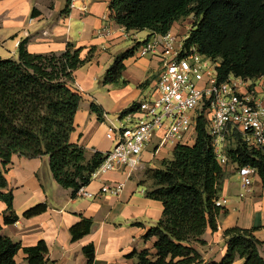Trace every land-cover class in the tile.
<instances>
[{
	"label": "trees",
	"instance_id": "1",
	"mask_svg": "<svg viewBox=\"0 0 264 264\" xmlns=\"http://www.w3.org/2000/svg\"><path fill=\"white\" fill-rule=\"evenodd\" d=\"M111 18L127 30L148 29L151 34H165L173 24L191 14L197 18L186 41L197 44L209 56L219 57V75L229 73L243 77L264 76V0H111ZM27 40L18 46V58L0 57V201L7 204L9 214L3 223H14L13 191L8 188L6 173L13 154L27 158L48 155L55 180L73 195L92 180V173L104 160L103 152H95L85 162V149L70 141L75 114L83 99L74 86V71L92 57H81L82 48L69 43L64 52L36 54L28 51ZM141 42L118 54L104 76V83L118 84L125 60L133 56ZM133 103L120 113L135 111ZM91 110L103 119L104 109L95 100ZM194 142L173 148V157L161 168L152 170L155 180L147 192L163 204V216L147 230L144 239L156 238L154 250H134V264H234L244 258L245 264H264L255 228L234 226L224 231L227 253L220 261H207L193 246L204 243L205 231L218 229L217 219L224 208L216 206L220 198L226 165H222L211 145L204 114L198 117ZM228 154L239 165L256 167L264 184V153L249 148L240 140ZM39 204L27 212L31 217L44 212ZM0 264H19L20 250L28 264H48L44 240L23 247L1 233ZM93 221L82 218L70 228L71 240L90 233ZM91 264L95 258L93 244L84 246Z\"/></svg>",
	"mask_w": 264,
	"mask_h": 264
},
{
	"label": "crops",
	"instance_id": "2",
	"mask_svg": "<svg viewBox=\"0 0 264 264\" xmlns=\"http://www.w3.org/2000/svg\"><path fill=\"white\" fill-rule=\"evenodd\" d=\"M110 2L0 0V57L17 59L18 43L22 40H27L28 51L36 54L61 53L69 43L82 48V58L92 52L91 59L74 71V86L83 99L75 114L70 141L85 149V162H89L95 152L113 148L114 142L106 137L107 125L114 122L109 114L120 115L125 108L139 103L145 87L151 85L160 67L158 59L142 57L136 49L134 55L125 60L118 84L104 83L105 73L114 58L132 48L123 46L126 41L139 43L152 36L148 29L127 30L116 23L111 18ZM185 18L177 20L171 30L180 35L188 31L190 23ZM104 27H109L108 35H99ZM93 100L103 107V119L91 110ZM172 156L173 150L169 148L154 153V147H148L138 170L131 172L121 168L92 179L86 190L96 196L89 198L74 196L72 188H65L55 180L48 155L27 158L13 154L5 175L8 188L13 191V212L18 219L4 224L3 216L9 211H6L7 204L0 201L1 233L23 247L44 240L48 247L45 255L48 264H89L84 253V246L89 244L95 247L91 264H134L136 257H129L134 250L155 251L156 238L146 240L144 235L163 216L162 202L147 195L152 189L151 183L141 182L139 172L148 167L158 168L163 160ZM116 181L125 183L119 196L99 194L102 183ZM241 185L236 166L229 165L220 191V197L227 198L228 202L217 219L218 229L208 228L202 236L203 244L193 242L207 261H220L225 256L224 231L234 226L255 228L264 257V184L260 176L256 177L248 194L242 191ZM39 204H45L47 209L31 217L25 216V212ZM82 218L93 221L92 230L72 241L70 228ZM16 260L19 264H28L23 250ZM234 264H245V259L237 258Z\"/></svg>",
	"mask_w": 264,
	"mask_h": 264
},
{
	"label": "built area",
	"instance_id": "3",
	"mask_svg": "<svg viewBox=\"0 0 264 264\" xmlns=\"http://www.w3.org/2000/svg\"><path fill=\"white\" fill-rule=\"evenodd\" d=\"M191 30L182 35L172 30L153 34L141 42L139 55L158 59L159 70L151 82L150 94L138 103V108L120 116L119 123L107 125L106 137L114 146L103 152L104 160L92 179L121 168L138 170L148 147H154L156 153L161 148L173 150L179 144L194 142L198 117L204 114L218 161L227 167L235 165L242 191H252L259 176L257 168L234 162L228 150L240 140L264 153V76L229 73L222 79L218 71L221 59L202 53L195 43H186ZM108 32L109 27H104L98 34L106 36ZM124 187L121 181L104 182L99 194L117 197ZM76 196L94 198L96 194L82 186ZM227 202V198L220 197L215 203L224 208Z\"/></svg>",
	"mask_w": 264,
	"mask_h": 264
},
{
	"label": "rangeland",
	"instance_id": "4",
	"mask_svg": "<svg viewBox=\"0 0 264 264\" xmlns=\"http://www.w3.org/2000/svg\"><path fill=\"white\" fill-rule=\"evenodd\" d=\"M185 18V17H184ZM188 20V22L190 23V29H192V27H193V24H195V21H196V17L194 16V14H191V15H189V16H187L184 20ZM183 20V21H184ZM188 31H186L185 33H182V34H186ZM142 42V41H141ZM137 45V41H134V40H130V41H126L125 43H124V47L127 49L128 47H134V46H136ZM4 53V52H3ZM7 53V52H6ZM5 53V54H6ZM8 54V53H7ZM147 57H150V55H148ZM8 58V57H7ZM144 91H145V93H144V95L142 96V98L144 99L146 96H148L149 94H150V92H151V86L149 85V86H146L145 87V89H144ZM109 118L112 120V121H114V122H116V123H119V118H120V115L118 114V113H110L109 114ZM162 132V131H161ZM173 157V156H172ZM172 158H170V159H165V160H168V161H170ZM165 160H163V162H162V165L160 166V167H158V168H161L162 166H163V163H164V161ZM155 169H157V167L156 166H153V168H144L143 170H140V176H141V182H150L151 183V187L153 188V186H154V184H155V180H154V178H153V176H152V170H155Z\"/></svg>",
	"mask_w": 264,
	"mask_h": 264
}]
</instances>
